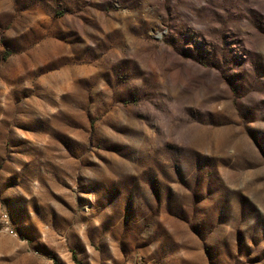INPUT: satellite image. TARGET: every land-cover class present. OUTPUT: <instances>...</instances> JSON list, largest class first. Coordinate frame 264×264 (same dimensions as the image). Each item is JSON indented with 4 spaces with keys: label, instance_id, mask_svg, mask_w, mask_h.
Segmentation results:
<instances>
[{
    "label": "rangeland",
    "instance_id": "1",
    "mask_svg": "<svg viewBox=\"0 0 264 264\" xmlns=\"http://www.w3.org/2000/svg\"><path fill=\"white\" fill-rule=\"evenodd\" d=\"M0 264H264V0H0Z\"/></svg>",
    "mask_w": 264,
    "mask_h": 264
}]
</instances>
